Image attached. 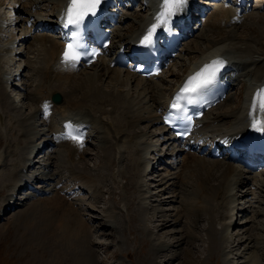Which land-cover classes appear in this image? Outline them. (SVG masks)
Returning <instances> with one entry per match:
<instances>
[{"label": "bare ground", "instance_id": "6f19581e", "mask_svg": "<svg viewBox=\"0 0 264 264\" xmlns=\"http://www.w3.org/2000/svg\"><path fill=\"white\" fill-rule=\"evenodd\" d=\"M4 1H7L9 6L4 13L2 10L4 2L0 1V105L2 107L0 124H6L5 126L9 127L10 131H14L15 135L8 134L9 138L13 137L9 139L8 145L6 143L4 158L0 156V190L8 189L0 204V219L17 206L30 202L31 216L25 222L29 233L36 239L44 241L53 250L57 247L54 255L59 254L64 258L63 260H70L69 263L72 264H91L92 225L85 215L88 209L93 211L98 202L100 189H97V185L102 186L108 179L110 180L111 174L106 170L108 171V168H112L115 164L112 150H117L119 160L124 162L119 172L123 173V176L129 175L126 189H131L132 183L136 180L135 175L141 173L142 176L146 172L151 175L161 170L162 165L165 166H163L164 174H157V179L153 181L151 179L147 184L143 181L139 195L143 201L154 197V194L148 195L151 186L149 184L153 183L151 187L153 191L168 190L170 199L162 201L155 198L152 200L154 205L150 204V209L143 202L140 206V210L144 212L143 219L149 214L151 221H157L154 224L157 232L168 229L165 233L173 232L171 234L173 236L178 232L172 230L174 224L179 223L183 216L187 217V233L172 241L157 239L153 245L155 253L172 251L176 256L178 247L183 241L189 238L203 239L198 237L195 229L200 218L205 216L207 251L213 253L217 248L225 247L226 253L241 254L245 259L244 262L260 264L254 261L259 259L257 254L250 250L254 246L251 243L256 238L249 240V237H245L248 228L244 229V222L236 221V227L239 228L236 233H228L233 221H220V227L216 226L217 219H221V216L223 219V208L229 209L230 216L233 218L235 215L236 219L247 211L246 203L249 201L243 199L248 198L250 191L243 190L242 197H238L240 195L237 192L242 190L243 186H255L252 177L249 176L253 172L252 169L241 164L246 151L243 150L241 157L232 158L230 147L238 150L239 146H255L259 139H264V111H260L259 106L255 110L252 108L253 96L258 89L264 88V47H261L262 45L257 47L260 42L254 41L256 43L254 45L248 39L259 40V35L264 36V31L257 32L251 28V32L239 34L234 32L248 24V20L253 16L247 7L248 0H236L235 3L230 0H219L218 4L209 3L208 0H188L185 9L190 11L189 14L194 9H202V5L205 6L207 3L211 5L212 11H206V17L202 19L203 26L208 28V31H220L225 27L230 30L225 31L220 38L202 32V35H199L202 41L193 42L194 53L187 56L185 63L178 69L179 74L170 75L169 71L172 69L170 68L169 71L150 78L140 77L130 68L111 67L112 60L105 61V57H100L93 65L83 69H75L60 63L59 58L65 42L61 35L54 36L47 31H56L64 20L67 0H54L52 3L56 6L55 11L46 16L37 12L40 0ZM107 1L114 0H101L100 4ZM134 4L135 1L131 0V6ZM160 4L161 0H146L143 9L145 15L140 14L139 10L129 14L127 12L121 14L118 11L117 20L131 17L136 23L129 26L130 33L119 35L117 43L114 35L113 44L105 50V53L112 51L114 46L129 47L136 38L140 39L155 22L154 18L160 11ZM12 7H16L17 18L13 27L6 22L10 19L7 12H11L9 10ZM207 8L209 7L206 5L204 10ZM114 10L115 7L112 8V11ZM182 16L186 15L180 12L170 24L179 22L176 19ZM30 21L31 25L28 26ZM170 24L169 27H176V24L172 26ZM16 27L21 28L19 36L15 32ZM163 29L164 27L158 28L156 32H161ZM192 32V27L186 30V37ZM31 40L36 44V46L34 44L35 62L40 66L33 67L29 60L25 64L33 68L37 83L34 85V91L28 93L33 100L29 105L30 114L24 116L21 112L22 108L12 109L7 104V99L10 98L8 92L11 88L24 91L26 84L20 83L18 86V83L13 82L9 85L12 81L10 76L2 73L1 63H5V56L8 62L15 59V55L25 56L26 44ZM182 52L184 48L178 49V55ZM215 59L225 61L223 68L218 72L223 81H232L233 85L235 81H240L241 76L245 78L243 98L241 102H236V106L232 108L229 106L225 111H216L222 104L210 110L196 122L194 134L180 144L182 146L179 144L173 146L172 136L163 125V115L167 112V105L189 76ZM18 65L21 66L19 75L23 76L22 71L25 67ZM170 76L174 79H170ZM52 92L64 95L61 104H53L50 101ZM23 94L22 99H26V92ZM45 106L48 111L47 118L44 115ZM106 106L111 107L110 110H107ZM224 120H229V123L225 124ZM256 120L261 123L253 127V122ZM68 122L71 123V128L66 129L65 124ZM142 123L143 126L140 125ZM154 127L158 130H151ZM110 131L118 134L114 135L115 141H112ZM68 132L82 135L83 145L68 139ZM153 137H157L158 142L164 143L163 145L166 146L164 151L157 148V142L151 141ZM94 139L97 141V148L101 149L100 153L97 152L101 161L98 162L95 170L99 168L102 171L92 174L85 158L86 146L92 144ZM20 143L25 145L20 148ZM213 144H218L222 152H227L225 157L220 159L210 156L209 148ZM185 145H189L190 150L186 151ZM251 155L252 153L249 152L247 156ZM38 156L39 159L36 160ZM57 156L59 167L55 166ZM40 159L42 163L39 162ZM232 161H236L237 164H233ZM78 166H82L81 170L76 169ZM54 167L57 170H53ZM62 170H65L67 175H63ZM263 175L264 171L258 175L259 179L261 177L258 188H262ZM148 179L150 180V177ZM84 189H88L93 198V203L88 204L90 208L78 205L76 202L84 200L81 197ZM184 190L188 192L185 193ZM178 198L181 199L182 206L173 208L175 211L173 215L172 212L167 213L160 207L161 202L172 204L177 202ZM25 213H28V210ZM106 216L110 220L113 219L109 214ZM245 252H248V257L245 256Z\"/></svg>", "mask_w": 264, "mask_h": 264}, {"label": "rangeland", "instance_id": "374dc122", "mask_svg": "<svg viewBox=\"0 0 264 264\" xmlns=\"http://www.w3.org/2000/svg\"><path fill=\"white\" fill-rule=\"evenodd\" d=\"M0 1L4 2L2 10L5 13V11H7L6 8L8 7V4L6 3L7 1ZM53 1L54 0H40L37 12L41 13L40 15L42 16H46L48 13L51 12L54 13L53 11H55L56 6L54 5V3H52ZM210 1L212 0H209V2ZM232 1L235 3L236 0ZM247 6L248 8L250 7L249 11L253 13V16L250 20H248V24L239 27L234 32L239 34L243 32H251L252 29L256 30L257 32L259 30L264 31V0H250ZM132 7L131 3H129L127 9H122V11L127 12L129 14L134 12V10H139L140 14L145 15V11L143 10L144 0H135V4ZM198 19L199 21L197 22V24H195L194 22L196 30L194 31L193 36L188 38L181 45V47L184 48V52H182V54L180 55L177 54L178 58L176 57L174 59L171 71H169L170 68L165 69V71H169L170 75L172 76L174 74L177 75V73H180L178 72L180 66L185 63L188 55L194 53L193 42L195 40L202 41L199 38L202 35V32H208V34L210 33L209 35H214V37L220 38L225 33V31L230 30V28L225 27L224 30H212L213 32H210L208 31V28L206 29V27L199 25L202 23V17ZM6 22L9 23L10 21L7 20ZM135 23L136 22L131 17L129 19L126 18L123 21H120V23L116 25V28L118 29L115 30L114 34L115 42L117 43L120 34L130 33L131 28H129V26ZM11 27H13V25H11ZM15 32L16 35L19 36L21 33V28L17 27ZM259 37L260 41L258 39H248L253 44L255 43L254 41L260 42L259 44H257V47H260L261 45V47H264V36L259 35ZM32 42L33 41L31 40L28 44H26V49L24 48L25 56H16L15 54H13L15 55V59L11 60L10 62H8L9 60H7V56H5V63H1L2 73L6 74V76L8 77L10 76L9 78L12 81L9 83V85H12L13 82L18 83V86L20 85V83H24V85L26 84V86L24 87V91L18 90L17 88L15 89L14 87L11 88V90H9L8 92V97L10 98L7 99V104L10 105L12 109L14 107H16V109L22 108L21 112L24 116L30 114L29 105L32 104L33 100L31 99L32 96H30L28 93L34 91V85L37 83V80L34 76L33 68H29L25 66V64L29 60L32 62L33 67L40 66L38 62H35L36 51L34 48L36 44L35 42H33L32 45ZM18 64H21L22 67H25L24 71H22L23 76L21 74L19 75L21 66H19ZM169 78L174 79V77L171 76ZM107 81L111 80L107 79ZM244 86L245 78L241 76L240 81H235L233 83V86L229 90L228 97L226 99L227 101H224V103L216 111H225L229 108V106L230 108L236 106V102H241L243 98ZM24 92H26L27 94L26 99H22V97L24 96ZM105 108H108L107 110H110L111 107L106 106ZM1 111L2 107L0 105V114ZM112 114L113 112H111V115ZM105 118L106 116L104 117V119ZM224 122L225 124H228L229 120H224ZM5 125L3 124L0 126V156L3 158L6 154L7 145L11 140L10 138L13 137L10 135L11 137L9 138L8 134L12 133V135H15L14 131H10L8 129L9 127H6ZM140 125L143 126L144 124L142 123ZM151 130L158 129L157 127L155 129L154 127ZM109 135H111L112 141H115L114 137L118 134L115 131H110ZM151 141L157 142L156 145L158 149L160 148V151L165 150V145H163L164 143L158 142L159 140L157 139V137L151 138ZM96 143L97 141L96 139H94L92 141V144H88L86 146L85 161H87L88 166L91 169L90 172L92 174H95L96 172L99 173L100 171H102L99 168L98 170H95L97 168L96 166L98 162L101 161V159L99 158L100 156H97V152L100 153L101 149L97 148ZM24 145L25 143H20L19 146L20 148H22ZM112 152V159L115 164L112 168H108L109 170L111 169L110 171L106 170L107 173L109 172V174H111L109 177L110 180L108 179L105 182L106 185L105 183L102 186L98 184L100 187H98L97 185V189H100V192L98 194V202L95 204L94 210L89 211L88 209L85 215V217L90 220L92 225V238L90 239L93 241V243L90 244V248L93 251V254L91 264H252L250 262H244L245 259L242 258L241 254L235 255L234 253H226L225 247H219L215 251H213V253L207 251V242L205 240L207 222L205 216H202L200 218V222H198L197 228L195 229L198 232V237H203V239L200 240L195 238H189V240H187L188 242L183 241V244L178 247V254H176V256H174V253L172 251H162L159 254L155 253L153 245L157 241V239H161L162 241H172L180 236H184L187 233V217L183 216L180 219L181 221L177 224H174V227H172L173 231H178L176 232V235L174 234L173 236H171L173 232L171 234H166L165 232H168V229L159 230L157 232V230L154 228V224H156L157 221H151L149 214H146L145 219H143L144 212L140 210V206L143 205L144 202L147 206H149L148 209H150V204L151 206L154 205L152 203V200H154L155 198H158L162 201H169V191H153V188L151 189L153 183L149 184L151 186H149L150 193H148V195L154 194L155 196L143 201L140 198L139 189H142L144 182L145 184H147L151 182V179L152 181L157 179V174H164L163 172L165 171V166L162 165L163 170L161 169L158 172H153L151 175L147 174V172L142 176L141 173L138 176L135 175L134 178L136 179V183H132L131 189H126L125 185L128 182L129 175L125 174L123 176V173L119 172L120 169L124 166V162L120 161L118 158L119 151L117 152V150H112ZM38 159L39 156L36 160ZM57 159L58 156L55 159V166L59 167L60 163L58 161L59 159ZM166 161L167 160H164V162ZM39 162L42 163L43 161L40 159ZM234 164L236 163L234 162ZM37 167H39L38 164ZM55 168L56 167H54L53 170H57ZM81 168L82 166H78V168L76 167V169L78 170H81ZM61 173L63 175H67V172L65 170H62ZM249 176L252 177V182L255 184V186L246 185L243 186L244 188L242 187V190H239L237 192V194L240 195L238 197H242L241 195L244 194L243 190L250 191V194H248V198L243 199L244 201H249L246 203L247 211L241 213L240 216H237L238 218L236 219L235 215L233 216V218L232 216H230L229 209L223 208V219L222 216L220 217L221 219H217L216 226L220 227V221H233L232 226L228 228V233H236L239 230V228L236 227V221L241 223L244 222V229L248 228L245 237H249V240L253 238L257 239L252 241L251 244H254V246L250 249L259 257V259L257 258V260L254 261H258L260 264H264V232H262L264 231V175L262 179V188H258V183L261 181V177L259 179L258 174H249ZM149 177L150 180L148 179ZM111 179H113L112 182ZM6 190L8 189L4 188L0 190V204L3 202V195L6 194ZM178 191L180 190L178 189ZM184 191L185 193L188 192L187 190ZM81 197L84 198V200L76 201L78 205L80 204L81 206L88 207L89 203H93V198L91 197V194L89 193L88 189H84V193L83 195H81ZM180 200L181 199L178 198V201L175 203L173 202L172 204H167L168 202L165 201L161 202L162 205L160 207L167 213L172 212L173 215V213L175 212L173 211V208H181L182 206ZM29 205L30 202H27L24 205L17 206L16 208L7 212L4 215V218L0 219V264H72L71 262L69 263L70 260H63L64 258H61L59 254H57L58 256L54 255L57 247H55V250H53L44 241L33 237L26 229L25 222L30 219L32 209ZM166 208H168L169 210ZM26 210H28V213H25ZM108 214L112 216L113 221L107 218L106 215ZM225 214L229 215H226L225 217ZM237 225L239 226L241 224ZM103 227L104 230H102ZM260 237L261 241H259ZM250 250L249 255L251 253ZM245 256L248 257V252H245Z\"/></svg>", "mask_w": 264, "mask_h": 264}, {"label": "snow or ice", "instance_id": "6c2138e0", "mask_svg": "<svg viewBox=\"0 0 264 264\" xmlns=\"http://www.w3.org/2000/svg\"><path fill=\"white\" fill-rule=\"evenodd\" d=\"M187 2L188 0H161L160 11L157 12L154 18L155 22L147 29L146 34L140 40V45L143 47H150L153 42L154 33L158 28L164 27L170 31V22L185 8ZM100 3L101 0H67V6L63 14L64 26H75L78 29L79 26L84 23L86 17L89 15H96L97 8ZM77 47V34L74 32L72 42L65 45V49L62 53V60L65 63H72L79 59ZM93 55H95V53H93ZM224 64L225 61L221 59L212 60L211 62L205 64L198 72L189 76L181 86L179 92L176 94V97L171 104V108L180 109L181 100L190 103L193 99V95L198 93L204 86L211 83L217 73L223 68ZM257 106H259L260 111H264V88L258 89L253 96V110H255ZM44 115L47 118V106H45ZM188 119H190V117ZM165 122L170 124L171 120L166 119ZM260 123L261 121L259 120L254 121L253 127H257ZM65 128H71V123H66ZM67 138L81 146L83 145L82 135H73L71 132H68Z\"/></svg>", "mask_w": 264, "mask_h": 264}, {"label": "water", "instance_id": "95a60500", "mask_svg": "<svg viewBox=\"0 0 264 264\" xmlns=\"http://www.w3.org/2000/svg\"><path fill=\"white\" fill-rule=\"evenodd\" d=\"M51 100L56 104H60V103H62L63 98L59 93L53 92L51 95Z\"/></svg>", "mask_w": 264, "mask_h": 264}]
</instances>
